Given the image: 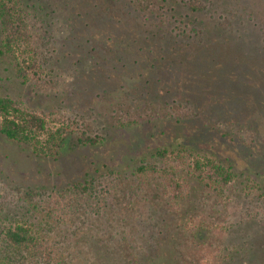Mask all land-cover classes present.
I'll return each instance as SVG.
<instances>
[{"label": "trees", "instance_id": "1", "mask_svg": "<svg viewBox=\"0 0 264 264\" xmlns=\"http://www.w3.org/2000/svg\"><path fill=\"white\" fill-rule=\"evenodd\" d=\"M119 1L145 18L151 11L161 22L174 23L162 36L166 44H158L144 62L159 76L153 80L162 84L157 98L165 104L176 103L178 113L195 127L199 140L156 148L151 159L141 158L128 175L103 165L106 170L96 176L87 174L63 186L32 188L26 194L30 198L22 197L11 209L0 207V264H90V256L93 260L97 255L92 245L101 247L110 241L137 250L144 264H172L178 261L179 249L175 238L163 230L164 217L161 222L153 221L152 231L157 233L150 238L145 235L144 242L143 236L138 241L130 232L134 228L130 230L129 224L138 225L146 214L151 215L152 200L163 212L176 215V226L198 263L264 264V187L238 171L227 157L202 148L217 136L222 143L241 144V128L254 132V118L264 120V14L259 19L249 12L246 21L245 10L238 14L228 7L234 0H180L181 10L171 0L158 6L157 0ZM204 11L211 12L206 19L198 15ZM77 12L79 17L88 16L83 8ZM36 20L20 0H0V56L13 57L14 78L23 84L42 81L46 75ZM166 92H170L168 96ZM204 113L218 114L219 126L210 128L207 116L202 118ZM134 123L137 119L126 116L117 124L122 128ZM0 134L28 149L30 157L54 161L69 145V137H75L78 145L101 141L76 119L38 112L5 94H0ZM247 140L243 145L252 149L254 137ZM195 181L207 189V196L214 193L219 201L234 185L231 199L240 202L244 215L229 218L231 221L202 215L203 203L192 204L191 200L198 196L199 187L191 183ZM97 218L104 228L94 232L88 221ZM253 221L260 224L257 232L249 226ZM217 235L223 240L216 241ZM238 238L240 242H231ZM169 243H174L175 259L165 261L170 253L160 254L159 248Z\"/></svg>", "mask_w": 264, "mask_h": 264}, {"label": "rangeland", "instance_id": "2", "mask_svg": "<svg viewBox=\"0 0 264 264\" xmlns=\"http://www.w3.org/2000/svg\"><path fill=\"white\" fill-rule=\"evenodd\" d=\"M20 1L37 17L38 45L45 60L42 64L46 75L42 81L23 84L14 78L13 57L0 56V94L19 99L25 106L38 112L76 119L91 136H98L101 141L95 145H78L75 137H69V145L54 161L32 158L28 156V149L6 140L0 134V207L11 209L22 197L30 198L26 194L32 188L63 186L83 179L87 174L96 176L106 170L103 165L128 175L141 158L146 156L151 159L156 148H172L176 147L178 141L187 143L199 140L195 127L184 122L178 113L177 104H165L157 98L162 84L153 80L159 76L154 74L149 62H144L150 54H154L158 44H166L162 36L174 27L173 22H168V19L161 22L159 16L151 11L147 12L149 15L145 18L142 13L132 11L131 7L119 0ZM163 1L157 0V6ZM171 1L177 4V9L183 5L180 0ZM234 1L228 7L238 14H243L245 10L246 21L249 12H254L253 18L259 19L264 14V0ZM84 4H88V7L84 8ZM40 6L44 8L40 9ZM77 8H83L88 16H77ZM209 12L198 15L206 19ZM162 28L167 30L163 32ZM169 93L166 92V95ZM202 115V118L207 116L210 128L219 126L218 120L221 118L218 114ZM126 116L137 119V123L119 127L117 123ZM253 125L256 129L254 132L241 128L244 137L241 144L222 143L217 136L209 143H203L202 148L217 156L227 157L238 171L264 187V120L255 117ZM253 137L256 142H253L252 149L247 144L243 145L245 139L249 141ZM191 183L199 187L198 196H193L191 200L192 204L203 203L202 215L210 214L214 219L225 220L244 215L240 202L231 199L234 185L219 201L214 193L207 196L208 191L203 185L199 186L196 181ZM151 204H154L151 215L146 214L138 225L129 224L130 230L134 228L130 231L132 235L137 236L138 241L143 236L144 242L145 235L150 238L157 231H152L153 221L159 219L161 222L160 217H164L163 230L167 231L169 238H175L179 249L178 261L174 262L201 264L194 252L187 248L186 238L176 226V215L169 210L163 212L162 206L154 200ZM213 205L215 210L212 209ZM159 208V211H154ZM120 219L121 216H118ZM257 220H261V216ZM88 222V226L94 227V232L104 228L99 218ZM143 224L146 226L142 227ZM125 225H128L127 222ZM249 226L256 232L260 229L256 221L249 223ZM61 227L68 229L65 224ZM70 239L75 242L74 237ZM215 240L223 239L217 235ZM231 242L238 243L240 239ZM173 244L169 243L168 249L167 244L165 248H159L160 254L170 253L169 257L164 258L165 261L175 259ZM92 248L97 255L92 260L91 252H86L90 256V264H144L137 250L128 249L120 241H110L101 247L93 244Z\"/></svg>", "mask_w": 264, "mask_h": 264}]
</instances>
